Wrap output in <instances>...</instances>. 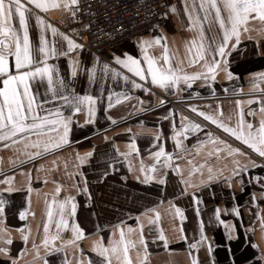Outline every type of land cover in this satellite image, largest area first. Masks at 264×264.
<instances>
[{
	"label": "crops",
	"instance_id": "obj_1",
	"mask_svg": "<svg viewBox=\"0 0 264 264\" xmlns=\"http://www.w3.org/2000/svg\"><path fill=\"white\" fill-rule=\"evenodd\" d=\"M167 2L175 11H171V20L165 27L113 48L106 58L83 49L49 58L48 63L58 69L59 76L70 89H74L76 94L97 98L95 116L89 115L87 104L83 105L82 111L74 116L69 133L70 143L47 152L43 146L27 149V152L39 151L40 155L36 157L27 156L22 142L8 148L0 147V201H3L4 208L0 214V247L9 248L12 258L19 256L17 264H45V260L47 264H88L89 260L92 264H102L103 258L92 250L94 244L102 239L103 244L108 246L109 238L119 240L120 229L124 230L125 241L129 242L131 264L144 261L141 234L147 245L144 264H191L192 258H197L199 264H264V227L261 225L264 220V158L189 107L195 106L198 111L212 115L233 128L237 126L242 112L245 122L253 124L254 133L259 130L264 121V111H261L264 108V80L258 78V74L264 73V22L258 19L250 21L249 30L241 32L240 42L235 48L231 47L236 43L235 38L229 41L225 51L231 79L221 63L214 81L206 83L197 79L191 82L190 87L181 81L179 91L169 89L166 92L151 86L150 78L140 81L138 77H133L115 62L114 57L123 59L128 53L143 62L144 51L149 56L161 57L163 48L160 45L148 47L153 37L161 36V44L166 43L169 64L173 68L179 69L182 74H206L205 60L192 63L197 60V46L202 42L205 48H215L222 42L223 36L214 19L215 10L210 9L208 0ZM201 2L205 5L204 10L199 7ZM218 6L221 15L226 18L227 11L222 0H218ZM28 7L30 41L35 47L41 35L35 16L38 14L46 22H51L41 14L44 11L30 4ZM59 8L63 7L48 10ZM206 14L208 18L205 21ZM190 15L194 19L199 18L192 26ZM13 27L19 30L18 19L13 21ZM43 34L49 46L54 45L57 52L67 51V42L59 34L53 36L50 30H44ZM142 44L144 51L141 50ZM205 59L210 60L211 56L206 55ZM69 60L77 62L75 77L71 74ZM10 63L14 65L12 58ZM158 63H163L162 58ZM105 64L108 69L104 68ZM86 69H92L94 79L89 78ZM112 69L120 75L114 74ZM124 76L144 84L150 91L134 89ZM30 87L33 93H38V101H50L44 108L55 110L57 106H62L65 116L70 113L69 107L62 101L52 100L51 93L46 94V80L41 82L37 78ZM109 94L113 104L111 108H108ZM125 95L130 99H123ZM161 98L166 101L162 106L159 104ZM118 99L120 102L116 103ZM169 109L172 115L163 119L169 115ZM109 116L115 123L108 119ZM181 116L188 118L183 124L195 122L202 125L201 130L184 133ZM173 122L175 130L182 133L178 137L182 142L181 149L176 148L172 139ZM244 130L247 132L246 126ZM157 133H161L159 139H156ZM207 133L219 139L210 142ZM35 139L37 137H31V140ZM133 140L138 153L129 148ZM198 141L203 143L198 144ZM225 145L239 148L247 156L229 155ZM160 146L173 156L167 166H164L166 156H161L158 162L152 155ZM215 148L221 151L217 154ZM116 149L128 155H119ZM88 152H92V156L81 164L76 159L77 155L84 156ZM248 158L257 166L249 167L239 177L233 176V161L245 163ZM214 159L216 161L213 162ZM141 164L143 172L140 171ZM176 165H179L178 170ZM152 166H155V171H152ZM146 174L154 177L147 183L144 182ZM209 175L214 178L209 180ZM6 177H11L10 182H5ZM228 177H232L231 186ZM161 178L165 183H160ZM182 180L188 181V185L181 183ZM85 181L87 192L82 190ZM57 187L61 189L58 194ZM8 188L12 191H7ZM68 196L74 198L77 207L72 217L68 215L71 205L67 204L65 218L70 225L74 221L83 229L84 236L79 240H75L71 227L57 229L55 226L60 216L58 202ZM49 206L53 212L51 221L47 216ZM176 207L181 209L179 215ZM234 207L239 216L232 211ZM217 208L225 224L216 219ZM21 212L24 213L23 219ZM201 221L207 240L198 249H191L189 244L200 239ZM45 222H49L47 233ZM161 233L167 239V247L159 239ZM22 235L28 236L26 245ZM182 235L187 237L186 241L181 239ZM46 236L49 238L47 247L43 243ZM53 236L59 238L52 240ZM9 237L12 243L5 244L4 240ZM69 240L74 243H66ZM209 245L211 253L208 252ZM21 250H24L22 256ZM8 259L0 254V264H8ZM110 259L111 264H123L122 252L120 259L116 256H110Z\"/></svg>",
	"mask_w": 264,
	"mask_h": 264
},
{
	"label": "snow or ice",
	"instance_id": "obj_2",
	"mask_svg": "<svg viewBox=\"0 0 264 264\" xmlns=\"http://www.w3.org/2000/svg\"><path fill=\"white\" fill-rule=\"evenodd\" d=\"M210 9L215 10V21L219 24L222 30V42L215 48H205L203 43L197 46V60H193L192 63L198 62V60H205L204 67L206 69V74L201 72H195L191 75L187 73H180L179 69L173 68L169 64L168 48L166 43L161 44L163 39L161 36L153 37L152 43L148 44V47H152L153 44L160 45L163 48L161 57L149 56L146 51H144V44L141 45V50L144 51L143 62L140 58L133 57L132 55L125 53L122 59L119 56H115V62L121 65L128 73H131L133 77H138L140 81H148L150 78V84L154 87H159L166 92L169 89H179L181 81L191 86V82L197 79H203L206 83L215 80V73L217 68L223 63L225 65L224 71L227 73L229 79L232 78V73L228 71L227 59H226V48L229 46V41L235 38L236 43L232 44L231 47L235 48L236 44L240 42L241 32H247L249 30V22L253 20H260L264 22V0H222L223 7L227 11V17L221 15V8L218 6V0H208ZM33 5L36 9L40 11H47L49 8L63 7L69 10L72 19L75 20L77 12L80 11V0H0V142H5L0 144V147L8 148L10 145H17L21 142L23 143L24 150L29 158L36 157L40 155L39 151L27 152V149L34 148L39 149L43 146L45 152L51 149H58L63 145L70 143L69 133L71 130V125L76 113L82 111V106L87 104L88 113L90 116H95V105L97 103V98L92 95H80L76 94L74 89H70L65 83L64 79L59 76L58 69L48 63L50 57H56L57 55L66 56L69 52L73 50H81L84 48L83 44L78 43L72 37L66 33L59 32V30L48 23L40 15L35 16V21L37 27L41 29V35L39 36L38 46H33L30 41L29 34V21L28 13L30 9L28 5ZM90 7V6H89ZM200 9L204 10V3L201 2ZM171 10L174 12L175 8L172 7ZM187 11V6L185 8ZM207 14L203 18L207 20ZM18 19L19 30L13 27V21ZM199 18H193L189 16L190 26L196 23ZM85 28L90 27V25H83ZM44 30H50L52 35L55 36L59 34L67 42V51L57 52L55 46H49V42L43 34ZM22 33V35H21ZM147 43V42H145ZM215 43V41H213ZM195 46V41H193ZM210 55L211 59L206 60L205 56ZM217 57H220L219 59ZM10 58L14 60V65L10 63ZM162 58L163 63H158ZM98 60V58H97ZM77 62L69 60V66L72 68V76H76V65ZM146 65V67H145ZM165 65H168L165 67ZM105 69H108V65H104ZM89 73V78L94 79L92 69H86ZM112 72L116 75L120 73L112 69ZM37 78L41 82L46 80V94L51 93L52 100H59L63 102L70 109V113L65 116L62 110V106H57L55 110L44 108L45 104L50 101L48 99L37 100L38 93H33L31 90V83L36 81ZM125 81H129L134 89H142L145 92L150 91V88L146 87L144 84L137 83L135 79H131L129 76L123 77ZM258 78L264 80V73L258 74ZM123 99H130L129 96H123ZM118 99L116 103H119ZM163 98L160 99L159 104L162 106L165 104ZM239 101L237 104L239 105ZM251 103V101H249ZM113 107L111 102V94H109L108 108ZM193 112H198V115L203 117L205 120L210 121L212 124L217 125L222 128L224 132L230 133L237 140L241 141L243 144L247 145L254 152H256L259 157L264 158V121L261 122L260 128L257 132L253 131V124L251 122H245L243 113H240V118L238 120L237 126L235 128L225 125L223 122L219 121L212 115L206 114L203 111H198L195 106L189 105ZM264 111V108L261 109ZM172 115V110L169 109V115L163 117V119H169ZM251 115V112H249ZM113 123L115 121L112 117H108ZM188 118L181 116L183 132L187 133L189 130L196 132L201 130L202 125L189 121L187 124H183ZM91 122V121H88ZM245 126L247 132H245ZM129 131H131L129 129ZM173 132L174 135L172 139L175 141V146L177 149H181L182 142L178 138L182 135L181 132L175 130V122H173ZM161 133L156 134V139H159ZM35 136L37 139L31 140V137ZM210 142H214L211 133H207ZM187 136H185V139ZM108 139V137H105ZM203 143L198 141V144ZM221 143H224L221 141ZM229 149V155L239 154L240 156H247L246 153L242 152L239 148H231L230 145H225ZM129 148L132 151L138 153V149L135 145V140L129 144ZM119 155H128L127 153H120L119 149H116ZM186 151V149H185ZM221 151L220 148H215V152L218 154ZM92 152L86 153L84 156L77 155L76 159L80 161L81 164L85 162L88 157L92 156ZM212 153H209L211 155ZM152 155L159 162L161 156H166L167 159L164 162V166H167L168 161L173 159L171 153H166L163 146L159 147V150ZM179 158V157H177ZM233 164V176L239 177L243 172H247L249 167H256V162L247 159L245 163H241L240 160H234ZM176 170L179 169V165L175 166ZM131 170V169H130ZM39 171V169H38ZM140 171H144V166L141 164ZM152 171H155V166H152ZM212 169L209 168V172ZM107 175V172L104 173ZM82 175V174H81ZM191 175V173H190ZM154 177L151 175H145L144 182L147 183ZM214 177L209 175L208 179L212 180ZM232 177H228L229 186ZM139 179V177H137ZM259 179V178H256ZM11 177H6L5 182H10ZM160 183H165L163 178L160 179ZM181 183L188 185V181L182 180ZM241 183L243 181L241 180ZM190 186V185H189ZM7 191H12L11 188L6 189ZM31 189H29L30 191ZM87 192L88 189L85 187L82 189ZM61 191L60 187L56 188V193ZM194 195V194H193ZM195 198V197H194ZM253 199L255 197L253 196ZM74 198L72 196L66 197L64 201L59 203L60 216L59 219L55 221V226L57 229L71 227L74 234L75 240L83 238L84 231L79 227L74 221L69 224V220L65 218V206L67 204L71 205V211L68 213L69 216L74 217L77 205L73 202ZM4 211L3 201H0V214ZM176 213L179 215L181 209L176 207ZM232 211L239 216L237 208H233ZM199 214V210H197ZM158 215V214H157ZM47 216L49 221L52 220L53 212L51 206H49ZM21 219L24 218V213H20ZM216 219L221 223L226 222L220 219V209L217 208L215 212ZM183 218V217H182ZM262 227H264V220L261 221ZM45 233L49 230V222L44 223ZM131 231V229H129ZM182 231V230H181ZM203 221L200 222V239L194 243L189 244V248L198 249L199 245L207 240V237L203 235ZM119 240H112L109 238L108 246H105L101 241L96 242L93 247V251L96 252L100 257H102V264H111L110 256H116L120 259V253L123 255V264H131V260L128 255L129 242L125 241L124 230L120 229ZM59 236L51 237L52 240L58 239ZM48 237L46 236L43 240L45 246H48ZM159 239L163 240L165 247H167V239L161 233ZM181 239L187 240L186 236H181ZM22 240L25 245L27 244L28 236L22 235ZM5 244H11V238L4 240ZM66 243H74L73 240L66 241ZM140 243L144 247V261L147 260V245L144 242L143 235L141 234ZM134 247V245H132ZM33 247H36L33 244ZM253 247H257L253 245ZM53 248L55 246L53 245ZM59 251L60 249H55ZM82 251V250H81ZM208 252H212L211 245L208 246ZM0 254L8 257V264H17L19 256L12 258L10 256V249L7 247H0ZM24 254V250H21L20 255ZM38 255V253H37ZM264 259V257H262ZM144 261L141 264H144ZM45 264L47 261L45 260ZM67 264V262H65ZM88 264H92L89 260ZM191 264H199L197 258H192Z\"/></svg>",
	"mask_w": 264,
	"mask_h": 264
},
{
	"label": "built area",
	"instance_id": "obj_3",
	"mask_svg": "<svg viewBox=\"0 0 264 264\" xmlns=\"http://www.w3.org/2000/svg\"><path fill=\"white\" fill-rule=\"evenodd\" d=\"M79 7L75 20L64 8L41 14L83 44V50L100 58H106L110 50L123 43L165 27L172 15L167 0H80ZM55 11L63 13L50 15ZM85 24L90 27L85 28Z\"/></svg>",
	"mask_w": 264,
	"mask_h": 264
},
{
	"label": "bare ground",
	"instance_id": "obj_4",
	"mask_svg": "<svg viewBox=\"0 0 264 264\" xmlns=\"http://www.w3.org/2000/svg\"><path fill=\"white\" fill-rule=\"evenodd\" d=\"M63 13V11H55L53 13H50V15H56V16H61V14Z\"/></svg>",
	"mask_w": 264,
	"mask_h": 264
}]
</instances>
